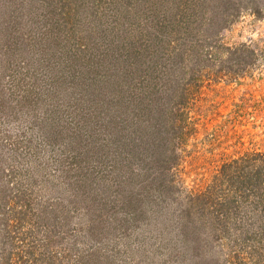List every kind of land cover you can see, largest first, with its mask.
<instances>
[{
	"label": "trees",
	"instance_id": "16d2710c",
	"mask_svg": "<svg viewBox=\"0 0 264 264\" xmlns=\"http://www.w3.org/2000/svg\"><path fill=\"white\" fill-rule=\"evenodd\" d=\"M11 1L48 10L57 0ZM68 1L59 15L74 22L10 20L21 38L17 56L22 43H34L33 63H22L35 66L27 83L19 71L8 76L7 48L0 50V264H128L118 256L130 253V264H142L132 247L146 249L139 237L153 222L148 239L164 264H264V154L226 163L201 194L183 196L172 173L190 132L184 112L195 77L182 84L179 72L189 64L199 72L193 54L202 42L175 30L194 9H153L113 25L98 42L108 55L81 73L63 57L85 55L97 38L78 19L82 0ZM118 1L135 12L133 5L153 0ZM134 24L147 34L135 37ZM23 26H39L37 38ZM62 32L67 38L54 37ZM142 51L147 63L137 59Z\"/></svg>",
	"mask_w": 264,
	"mask_h": 264
},
{
	"label": "rangeland",
	"instance_id": "374dc122",
	"mask_svg": "<svg viewBox=\"0 0 264 264\" xmlns=\"http://www.w3.org/2000/svg\"><path fill=\"white\" fill-rule=\"evenodd\" d=\"M5 1L0 0V50L6 47L7 49L4 51L3 48V51L8 57L2 58L1 63L3 67L8 65V76L10 75L12 80L16 79V71H19L21 83H27L28 75L34 73L35 66H24L22 63H33L29 53L33 52L31 44L34 43H30L29 40L25 43L20 41L23 45L19 47L17 56L16 43L21 38L17 35L16 41V33H14L16 28L10 20L18 17L19 25L21 23L39 25L46 20L63 23L69 19L70 22H74L75 18L70 15H59L64 0L62 3L57 0L48 10L45 6L41 7L39 1L36 5H23L22 9H16V5H21L19 2L11 1L7 4ZM92 1L82 0L81 4L78 2L81 6L78 19L93 29L91 35L97 38V42L90 43L89 52L85 55H77V58L70 53L68 46L61 45L68 54L70 53L69 57H63L64 62L70 61L74 69H80L81 73L100 61L101 53L105 52V55H108L109 52L103 51L102 46L99 47L101 43L98 42L104 39L105 30H108L107 33L117 30L113 29L116 28L112 27L113 25L118 26L126 22L128 24V21L132 20L131 16L145 14L153 9L161 11L166 8L171 15L181 14L180 7H188L189 11L194 9L195 14L192 18L190 20L189 17L186 18L187 22L180 24L175 30V35L178 37L202 41L193 54L201 58L196 66L199 72L192 75L191 64L185 67L182 73L179 72V76L186 75L184 80L181 79L182 84H186L192 79L191 76H195L192 83H187L190 84L189 98L184 112L189 121L190 132L182 139L180 165L172 171L176 178L175 183L182 188L180 190L183 196L207 192L215 178L221 175L222 167L226 163L247 154H264V0H207V2L171 0L174 1L172 5L168 4V0H153L154 2L147 5L146 2L144 5L141 3L133 5V8H136L135 12L127 11L126 6L129 5L127 1L119 3L118 0H101L96 8L91 5ZM67 3L69 4V1ZM72 6L74 5H68L67 11ZM185 26L191 28L188 30ZM22 28L27 32L31 31V36L27 33L30 39L37 38L36 29L39 26L33 29L25 26ZM132 28L133 30L129 32L133 35L138 31L147 34L146 30L140 31L141 28L136 25ZM54 37L67 38L64 32ZM37 50L40 49L36 48ZM113 50L118 51V48ZM126 51L123 48V52ZM14 52V61L10 62ZM118 52L120 54V51ZM148 55L150 53L142 51L137 59L144 61L146 56L145 63H147L151 59ZM42 67L36 68L38 77L42 73ZM41 79L40 77V82ZM65 153L59 151L57 154L60 156ZM48 188L49 192L51 190L57 192L56 187ZM152 230L156 231L154 222L149 227V231ZM149 231L139 237L146 249L138 251L141 249L140 246L132 247L135 259L142 260V264H153L150 262L152 260L156 262L154 264H158L157 262L164 264L166 255L159 258L156 256L158 253L152 254L157 245L148 239ZM118 257L121 263H134L132 253Z\"/></svg>",
	"mask_w": 264,
	"mask_h": 264
}]
</instances>
